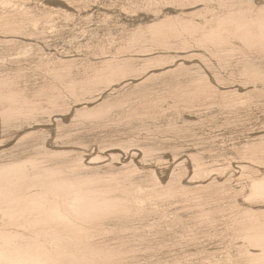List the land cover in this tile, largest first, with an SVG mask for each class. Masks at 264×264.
<instances>
[{
	"label": "bare ground",
	"instance_id": "bare-ground-1",
	"mask_svg": "<svg viewBox=\"0 0 264 264\" xmlns=\"http://www.w3.org/2000/svg\"><path fill=\"white\" fill-rule=\"evenodd\" d=\"M0 264H264V0H0Z\"/></svg>",
	"mask_w": 264,
	"mask_h": 264
}]
</instances>
